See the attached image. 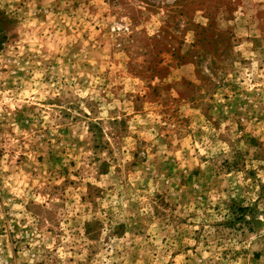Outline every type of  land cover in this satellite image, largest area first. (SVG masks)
I'll return each instance as SVG.
<instances>
[{
    "label": "rangeland",
    "instance_id": "1",
    "mask_svg": "<svg viewBox=\"0 0 264 264\" xmlns=\"http://www.w3.org/2000/svg\"><path fill=\"white\" fill-rule=\"evenodd\" d=\"M0 264H264V0H0Z\"/></svg>",
    "mask_w": 264,
    "mask_h": 264
}]
</instances>
